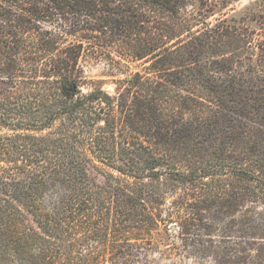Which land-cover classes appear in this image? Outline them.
Here are the masks:
<instances>
[{"label": "trees", "instance_id": "obj_1", "mask_svg": "<svg viewBox=\"0 0 264 264\" xmlns=\"http://www.w3.org/2000/svg\"><path fill=\"white\" fill-rule=\"evenodd\" d=\"M197 14L0 0V264H264V21ZM114 47L145 73L82 94Z\"/></svg>", "mask_w": 264, "mask_h": 264}, {"label": "rangeland", "instance_id": "obj_2", "mask_svg": "<svg viewBox=\"0 0 264 264\" xmlns=\"http://www.w3.org/2000/svg\"><path fill=\"white\" fill-rule=\"evenodd\" d=\"M186 4L189 9L198 11V17L202 16L204 18L205 14L207 21L226 17L229 21H244L255 29L260 26L259 21H264V2L262 0H186ZM256 19L259 20L257 21ZM116 50H119V47H114L110 56L105 54L90 56L84 52L78 61L79 70L75 73L80 81V91L82 94L101 88L108 94L114 95L117 90L116 88L120 86L119 80L128 78L137 71L145 73L144 66H147L148 63H145L143 59L129 61L127 66H119L115 62V59L118 60L119 58ZM1 130L4 133L10 132L6 128ZM101 167L105 171H112L106 165L102 164ZM93 175H95L97 180L103 179V176L95 171H93ZM23 214L24 225L36 228L31 215L26 211H23ZM98 248L101 251L105 250L102 247ZM102 253H107V251H103ZM148 255L151 258L156 257L154 264L164 263L163 260L162 262L157 260V254L149 252ZM104 264H110V262L108 261ZM136 264H140V262Z\"/></svg>", "mask_w": 264, "mask_h": 264}, {"label": "water", "instance_id": "obj_3", "mask_svg": "<svg viewBox=\"0 0 264 264\" xmlns=\"http://www.w3.org/2000/svg\"><path fill=\"white\" fill-rule=\"evenodd\" d=\"M174 228H175V227H174V226H172V228H171V229L173 230Z\"/></svg>", "mask_w": 264, "mask_h": 264}]
</instances>
